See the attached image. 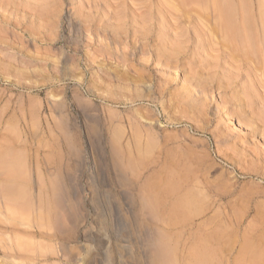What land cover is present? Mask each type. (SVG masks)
Returning a JSON list of instances; mask_svg holds the SVG:
<instances>
[{
    "label": "rangeland",
    "instance_id": "374dc122",
    "mask_svg": "<svg viewBox=\"0 0 264 264\" xmlns=\"http://www.w3.org/2000/svg\"><path fill=\"white\" fill-rule=\"evenodd\" d=\"M263 38L264 0H0V264H264Z\"/></svg>",
    "mask_w": 264,
    "mask_h": 264
},
{
    "label": "bare ground",
    "instance_id": "6f19581e",
    "mask_svg": "<svg viewBox=\"0 0 264 264\" xmlns=\"http://www.w3.org/2000/svg\"><path fill=\"white\" fill-rule=\"evenodd\" d=\"M189 1H190V0H189ZM191 1H192V0H191ZM193 1H194V0H193ZM199 1H200V0H199ZM191 3H192V2H191ZM195 3H197V2H195ZM195 3H194V4H195ZM223 3H225V2H223ZM199 4H200V3H199ZM200 5H201V4H200ZM222 5H223V4H222ZM224 9H225V8H224ZM227 10H228V9H227ZM221 11H222V10H221ZM223 18H224V17H223ZM243 19H244V18H243ZM230 20H231V19H230ZM244 20H245V19H244ZM224 22H225V21H224ZM261 22H263V21H261ZM231 24H232V23H231ZM222 26H223V25H222ZM261 26H262V25H261ZM261 28H262V27H261ZM262 29H263V28H262ZM232 33H233V32H232ZM232 33H231V34H232ZM229 34H230V32H229ZM229 34H228V35H229ZM262 35H263V34H262ZM232 36H233V35H232ZM232 36L230 35L229 38H231ZM234 40H235V38H234ZM234 40H233V41H234ZM233 41H232V42H233ZM244 43H245V41H244ZM257 43H258L259 48H261L262 51H264V38L261 39V40H260L259 42H257ZM244 45H245V44H244ZM240 47H241V46H240ZM244 47H245V46H244ZM240 50H241V49H240ZM243 51H244V50H243ZM239 52H240V51H239ZM260 52H261V51H260ZM261 53H262V52H261ZM252 54H253V53H252ZM251 56H252V55H251ZM262 56H263V55H262ZM248 57H249V56H248ZM263 57H264V56H263ZM263 60H264V58H263ZM251 61H252V60H251ZM261 62H262V61H261ZM257 63H258V62H257ZM256 65H257V64H256ZM262 65H264V61H263V64H262ZM259 68H260V66H259ZM261 68H262V67H261ZM257 69H258V68H257ZM261 70H262V69H261ZM263 81H264V80H263ZM259 84H260V83H259ZM6 187H7V186H6ZM11 191H12V190H11ZM3 193H5V192H3ZM8 194H9V193H8ZM6 197H7V196H6ZM8 197H9V196H8ZM9 199H11V197H10ZM11 200H12V199H11ZM13 201H14V200H13ZM10 203H11V202H10ZM13 203H14V202H13ZM20 204H21V203H20ZM20 204H19V205H20ZM10 205H11V204H10ZM17 205H18V204H17ZM21 205H22V204H21ZM14 206H15V205H14ZM8 207H9V206H8ZM11 207H12V206H11ZM18 208H20V206H19ZM21 210H22V209H21ZM12 211H13V210H11V213H12ZM27 211H28V210H27ZM14 212H15V211H14ZM18 212H19V211H18ZM19 214H20V212H19ZM17 215H18V213H17ZM17 215H16V216H17ZM21 215H22V214H21ZM21 215H19V216H21ZM22 216H23V215H22ZM22 216H21V217H22ZM19 218H20V217H19ZM18 244H19V243H18ZM22 245H23V244H22ZM23 246H24V245H23ZM16 247H17V246H16ZM24 247H25V246H24ZM24 247H23V248H24ZM7 248H8V247H7ZM19 248H20V247H19ZM19 248H18V250H19ZM25 249H26V248H25ZM8 251H9V250H8ZM16 251H17V250H16ZM19 251H21V250H19ZM19 253H20V252H19Z\"/></svg>",
    "mask_w": 264,
    "mask_h": 264
}]
</instances>
